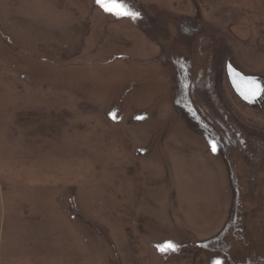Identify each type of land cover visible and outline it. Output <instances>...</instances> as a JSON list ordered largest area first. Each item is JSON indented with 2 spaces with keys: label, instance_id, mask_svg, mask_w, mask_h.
Returning <instances> with one entry per match:
<instances>
[{
  "label": "rangeland",
  "instance_id": "rangeland-1",
  "mask_svg": "<svg viewBox=\"0 0 264 264\" xmlns=\"http://www.w3.org/2000/svg\"><path fill=\"white\" fill-rule=\"evenodd\" d=\"M118 2L153 30L96 0H0V264H217L197 243L229 219L228 171L176 118L161 48L204 70L215 36L264 76V0ZM204 36L205 58L189 55ZM251 176L241 211L263 244L264 173Z\"/></svg>",
  "mask_w": 264,
  "mask_h": 264
},
{
  "label": "flooded vegetation",
  "instance_id": "flooded-vegetation-1",
  "mask_svg": "<svg viewBox=\"0 0 264 264\" xmlns=\"http://www.w3.org/2000/svg\"><path fill=\"white\" fill-rule=\"evenodd\" d=\"M135 19L145 22L149 33L153 30L150 25L152 17H146L140 11ZM202 31L200 24L194 28L183 25L180 41L184 43L186 40L189 44L194 34ZM153 37L163 43L158 37ZM204 39L206 36L198 40L199 45L188 47L189 55L198 46L199 57L205 58ZM210 39V59L204 70H195L191 58L173 53L161 45L166 52L161 48V60L170 68L171 105L176 118L188 130L205 139L209 150L213 151L211 146L216 145L214 153L220 156L227 168L232 189L228 221L219 234L197 243V246L214 255V262L220 264H264V243H253L249 226H246L245 216L253 217L254 212L251 210L245 214L241 211V182L251 174L264 173V94H258L254 101L249 102L242 92L251 82L264 88V76L237 67L231 56L225 57L216 37ZM243 172L247 173L243 176ZM260 202L264 215V198ZM236 242L245 250H235Z\"/></svg>",
  "mask_w": 264,
  "mask_h": 264
},
{
  "label": "snow or ice",
  "instance_id": "snow-or-ice-1",
  "mask_svg": "<svg viewBox=\"0 0 264 264\" xmlns=\"http://www.w3.org/2000/svg\"><path fill=\"white\" fill-rule=\"evenodd\" d=\"M96 3L100 5L104 11L114 14L117 17H128L134 19L138 16V13L129 10L125 4L118 2V0H96ZM258 94H264V88H261L255 82H251L249 87L244 92H242L244 98L249 100V102L254 101ZM139 118L140 117H138V119ZM211 147L213 152L217 150L215 144H213ZM176 250L177 245L172 242H167L158 246V251L161 253L175 252ZM217 264H220V262H217Z\"/></svg>",
  "mask_w": 264,
  "mask_h": 264
},
{
  "label": "bare ground",
  "instance_id": "bare-ground-1",
  "mask_svg": "<svg viewBox=\"0 0 264 264\" xmlns=\"http://www.w3.org/2000/svg\"><path fill=\"white\" fill-rule=\"evenodd\" d=\"M250 247V246H249ZM254 248V247H253ZM249 250V249H248Z\"/></svg>",
  "mask_w": 264,
  "mask_h": 264
}]
</instances>
